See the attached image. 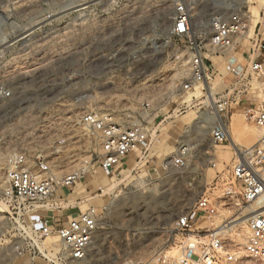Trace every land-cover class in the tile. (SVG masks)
<instances>
[{"label": "rangeland", "instance_id": "rangeland-1", "mask_svg": "<svg viewBox=\"0 0 264 264\" xmlns=\"http://www.w3.org/2000/svg\"><path fill=\"white\" fill-rule=\"evenodd\" d=\"M72 1L0 0V84L17 89L12 99L0 100V189L18 152L28 158L38 152L47 155L57 176L80 168L84 175L98 170L99 142L80 122L81 114L93 109L109 111L124 124L140 121L151 137L157 135L158 141L151 143L154 162L170 155L179 136L195 141L199 144L182 172L172 168L166 173L134 157L125 161L122 173L92 198L98 229L85 259L73 264L152 260L178 237L175 218L192 210L201 193L206 190L224 200L234 149L231 143L215 146L218 159L212 167L203 152L210 144L208 132L200 131L194 140L181 131L187 117L195 119L200 93L199 88L187 93L181 89L191 74L192 49L188 39L171 31L174 0H83L82 10L63 11ZM216 1L189 0L193 44L207 43ZM258 4L264 7V0ZM213 60L222 71V61ZM215 88L221 91L224 85ZM231 117L241 130L235 133L234 148L264 136L253 124L244 129L247 122L239 111ZM57 193L63 198L51 197L57 204L43 211L54 218L65 221L91 205L89 194L79 197L63 187ZM3 206L0 222L11 229L16 222L7 220ZM254 209L220 206L217 219L238 215L242 220ZM192 214L197 216V211ZM197 220V226L210 223L201 215ZM237 233L244 243V223L231 237L234 242ZM168 253L175 257L177 250Z\"/></svg>", "mask_w": 264, "mask_h": 264}, {"label": "built area", "instance_id": "built-area-1", "mask_svg": "<svg viewBox=\"0 0 264 264\" xmlns=\"http://www.w3.org/2000/svg\"><path fill=\"white\" fill-rule=\"evenodd\" d=\"M208 21L207 43L193 44L189 0H174L171 31L188 39L192 49L191 74L181 89L187 93L199 88L200 93L195 125L191 130L185 125L181 131L190 130L187 133L194 140L200 131L208 132L210 144L203 152L215 167V146L230 143L228 126L233 111H239L246 122L264 130V7L259 6L258 0H219L211 6ZM213 57L222 61V71ZM219 83L224 85L221 91L215 88ZM16 90L0 84V100L12 99ZM181 111L179 107L177 113ZM80 122L99 142V167L116 170L115 176L122 173L130 157L157 165L166 173L172 168L182 172L199 144L179 136L170 155L154 162L151 143L159 138L151 137L140 121L124 124L109 111L93 109L81 114ZM233 149L235 160L231 163L230 180L222 189L224 200L205 190L193 205L197 216L189 210L175 218L178 237L164 245L152 260L128 264H264V137ZM83 170L57 176L47 155L38 152L28 158L24 153L13 154L5 185L0 189V205H6L7 220L13 219L16 224L7 229L0 222V264H73L85 259L98 229L96 207L88 205L85 211L65 221L43 213L57 204L56 200L50 201L51 197L63 198L57 193L60 188L74 192L76 182L85 176ZM103 191L104 187L98 186L95 193L100 195ZM231 204L239 209L255 205L256 209L242 220L238 215L217 219L220 206ZM200 215L210 223L197 226ZM242 223L246 228L245 241L238 245L231 237ZM171 248L177 250L175 257L168 253Z\"/></svg>", "mask_w": 264, "mask_h": 264}, {"label": "crops", "instance_id": "crops-1", "mask_svg": "<svg viewBox=\"0 0 264 264\" xmlns=\"http://www.w3.org/2000/svg\"><path fill=\"white\" fill-rule=\"evenodd\" d=\"M195 119L187 117L185 120V125L187 127H191L194 124ZM167 132L169 133V129H167ZM171 136V135H170ZM116 175L115 171H108L104 170L102 168H99L95 172H92L88 175H85L83 178H81L79 181L76 182L74 185V192L78 193L79 197L84 194H89L88 196L90 199L88 200V204H91L92 198L95 195V191L98 186L104 187L109 182H111L112 178H114Z\"/></svg>", "mask_w": 264, "mask_h": 264}, {"label": "bare ground", "instance_id": "bare-ground-1", "mask_svg": "<svg viewBox=\"0 0 264 264\" xmlns=\"http://www.w3.org/2000/svg\"><path fill=\"white\" fill-rule=\"evenodd\" d=\"M219 0H217L216 1V3L218 2ZM64 4H66V3H64ZM84 2H83V0H74V1H72V2H70L69 4H67L64 8H63V11H70V10H82L83 8H84ZM58 12V11H57ZM190 15H191V13H190ZM40 22V21H39ZM38 22V23H39ZM36 26V25H35ZM4 39V38H3ZM208 101H209V103H210V105H213L212 104V100H211V97L208 95ZM213 109V108H212ZM214 111L212 110V113H213ZM213 115H215V112H214V114ZM195 121H196V118H195ZM244 121V120H243ZM195 123V122H194ZM237 122H235V120H233V118L231 117L230 118V126H229V131H230V143H231V145H232V147L234 148V146L236 145V144H232V143H234V138H236V135H235V133L236 132H238V133H240L239 131H241V130H239V128L237 127V124H236ZM249 124L250 123H244V129H249ZM194 125L195 124H193L191 127H190V130L194 127ZM240 126V125H239ZM255 126V125H254ZM241 127V126H240ZM256 128H258V129H261V128H259V127H257V126H255ZM254 129V128H253ZM258 129H256V132H257V134H258V136H261V132H260V130H258ZM190 130H188V131H190ZM262 130V129H261ZM187 131V132H188ZM262 137H264V136H262ZM260 138V137H259ZM0 206H2V207H4L3 205H0ZM95 235V234H94ZM94 237L95 236H93V239H92V243H93V241H94ZM244 240V238L242 239V236H241V234H238L237 233V238H236V240H235V242L237 243V244H239V245H242V241ZM91 243V244H92ZM90 244V245H91Z\"/></svg>", "mask_w": 264, "mask_h": 264}]
</instances>
